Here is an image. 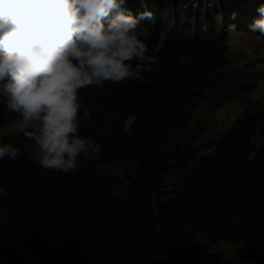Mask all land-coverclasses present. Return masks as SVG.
I'll return each instance as SVG.
<instances>
[{
    "label": "trees",
    "instance_id": "16d2710c",
    "mask_svg": "<svg viewBox=\"0 0 264 264\" xmlns=\"http://www.w3.org/2000/svg\"><path fill=\"white\" fill-rule=\"evenodd\" d=\"M227 1L193 3L207 11ZM191 7L187 19L200 33ZM144 39L156 63L143 82L80 90V134L102 149L91 162L81 156L75 173L40 167L19 131L2 136L0 145L22 155L0 159L1 264H181L179 250L195 254L204 240L222 239L242 245L221 264H264V102L243 98L207 151L171 143L192 104L226 102L237 77L220 41L153 31ZM133 113L138 119L125 134ZM17 117L0 96V127ZM122 162L133 166L119 191L108 168Z\"/></svg>",
    "mask_w": 264,
    "mask_h": 264
},
{
    "label": "clouds",
    "instance_id": "9594fccd",
    "mask_svg": "<svg viewBox=\"0 0 264 264\" xmlns=\"http://www.w3.org/2000/svg\"><path fill=\"white\" fill-rule=\"evenodd\" d=\"M0 0V96L18 115L19 132L34 143L45 170L75 173L81 156L91 162L102 145L80 134V90L105 82L145 80L156 57L149 54L142 22L153 18L148 0ZM251 32L264 35V4ZM227 45L252 56L239 31ZM137 114L123 121L131 134ZM22 155L0 145V159ZM6 195L0 188V196Z\"/></svg>",
    "mask_w": 264,
    "mask_h": 264
},
{
    "label": "rangeland",
    "instance_id": "374dc122",
    "mask_svg": "<svg viewBox=\"0 0 264 264\" xmlns=\"http://www.w3.org/2000/svg\"><path fill=\"white\" fill-rule=\"evenodd\" d=\"M149 8L152 10L153 18L142 22V30L153 33L161 38L170 35H190L192 37L210 38L220 41L227 48V70L237 77L229 88L230 94L224 103L209 98L200 103L192 104L191 115L188 122L179 130L170 135V142L179 143L181 146L200 147L207 151L214 139L226 131L234 118L243 109V98H251L264 102V35L251 32V26L259 17L257 9L264 0H229V7L200 11L193 0H148ZM222 3V4H226ZM194 4L195 18L201 22V28L194 26L187 19L186 12ZM215 5V4H214ZM227 5V4H226ZM128 8L133 12L138 9L135 0H129ZM203 31V32H202ZM239 31L241 39L253 50L250 57L242 50L228 47L227 39L230 32ZM19 117L0 127V140L6 133L19 131ZM29 155L35 158L36 149L34 143H28ZM129 162L111 165L108 170L119 176V191L128 187L125 175L131 171ZM241 242L234 243L222 239L213 244L207 240L203 241L202 249L195 254H187L179 250L181 264H221L232 260ZM1 264V263H0Z\"/></svg>",
    "mask_w": 264,
    "mask_h": 264
}]
</instances>
